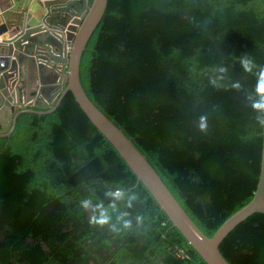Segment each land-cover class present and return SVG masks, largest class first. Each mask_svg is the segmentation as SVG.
Returning <instances> with one entry per match:
<instances>
[{
	"label": "trees",
	"instance_id": "obj_1",
	"mask_svg": "<svg viewBox=\"0 0 264 264\" xmlns=\"http://www.w3.org/2000/svg\"><path fill=\"white\" fill-rule=\"evenodd\" d=\"M244 54L264 66V0H107L79 64L87 97L146 158L206 237L250 201L259 173L263 128L245 99L255 78L239 64ZM218 67L228 70L219 89L208 81ZM233 80L241 81V91L231 89ZM203 114L206 132L198 129ZM10 139L5 202L16 210L4 215L19 225L0 239L7 264L16 262L17 240L28 232L43 237L50 250L56 240H89L83 244L87 256L62 264H205L69 92L50 114L19 115ZM116 184L134 186L144 201L124 209L134 227L120 235L92 227V212L79 208L93 192L94 203L107 205L103 193ZM136 215L145 217L142 224L136 225ZM109 245L117 255H101ZM23 250L41 264H59L42 249ZM218 251L228 264H264V215L236 225Z\"/></svg>",
	"mask_w": 264,
	"mask_h": 264
},
{
	"label": "water",
	"instance_id": "obj_2",
	"mask_svg": "<svg viewBox=\"0 0 264 264\" xmlns=\"http://www.w3.org/2000/svg\"><path fill=\"white\" fill-rule=\"evenodd\" d=\"M33 2L40 8L36 14ZM106 3L107 0H0V125L6 122L3 131L9 128L10 132L21 114H50L69 92L130 170L135 183L145 188L200 259L205 264H228L218 251L220 242L247 217L264 215V128L259 173L250 201L225 219L211 237H206L146 158L90 101L80 83L82 53Z\"/></svg>",
	"mask_w": 264,
	"mask_h": 264
},
{
	"label": "clouds",
	"instance_id": "obj_3",
	"mask_svg": "<svg viewBox=\"0 0 264 264\" xmlns=\"http://www.w3.org/2000/svg\"><path fill=\"white\" fill-rule=\"evenodd\" d=\"M239 64L245 74L253 75L255 82L252 90L245 96L251 109L256 113L255 121L264 128V66H259L253 58L248 54H244L239 58ZM216 74L208 78L209 84L214 88L225 86V81L228 79V70L223 67L215 69ZM231 89L239 92L243 85L240 80L231 82ZM215 107L218 106H214ZM208 115L203 114L198 118V129L201 132H206L208 129ZM134 186H125L122 184L110 185L109 189L103 193L105 199L108 200L105 205L103 200L94 203L93 197L95 193H91L86 198L79 201V208L84 211H91L92 215L89 223L92 227L108 228L114 235H120L124 232H131L134 224L129 211L124 209H133L134 204L139 202L143 204L140 194L137 191H132ZM145 217L142 215L135 216L136 225L144 222Z\"/></svg>",
	"mask_w": 264,
	"mask_h": 264
},
{
	"label": "flooded vegetation",
	"instance_id": "obj_4",
	"mask_svg": "<svg viewBox=\"0 0 264 264\" xmlns=\"http://www.w3.org/2000/svg\"><path fill=\"white\" fill-rule=\"evenodd\" d=\"M5 123L6 122H3L0 125V194L2 193V191L5 194V200L3 201L2 199H0V239H3L5 236H8L10 227L19 225V219L17 220L14 219V216L12 219H8L6 215H4L5 212L9 211L10 209H12L13 211L16 210V208L13 209V207H10L8 203H6L8 201L7 196H8L9 188L7 187L5 189L4 181H5L6 176H3L7 174V168H4L3 164H4V160L6 159L5 157L6 149L9 147V145H12V143H14V140L10 138H12L13 136L14 130L16 128V122H15L13 129L10 132L8 131L9 128L3 131L5 127ZM5 134L7 135L4 136ZM21 211L22 213H19L18 216H21V219H22V216L24 217L25 214H24V210H21ZM85 213L87 214V216H90L91 211H85ZM22 224H23V221H20V225ZM61 231L63 233H67V231L68 232L71 231L70 225H69L68 230L62 229ZM17 241L19 243L17 244L19 247V252L16 254L19 257H17L16 262L11 258L10 260L11 264H41L40 261H37L36 255H32L31 253L23 250L24 246H27V248L30 249V252H32L31 250L32 248L42 249L47 254L45 255L46 258L53 261L54 263L59 262V264H62L61 261H69L70 259L72 261H75V260L82 259L84 255L85 256L88 255V252L84 251L85 246L83 245L89 242L88 239L84 240L85 243H82L83 241L81 238H75L73 240L72 238H68L66 239V242L65 243L62 242V244L58 240H56L54 241V246L52 250L46 247L45 240L43 237L34 235V233L32 232H28L23 239L21 240L19 239ZM61 245L62 247L58 250V248ZM100 253L101 255H104V256L107 255L108 257H110L111 255H117L118 252L115 251L114 245H109L108 247L104 246L101 249ZM26 255H29L28 257L29 259L25 260ZM6 256L7 255L5 252L0 255V264H7Z\"/></svg>",
	"mask_w": 264,
	"mask_h": 264
},
{
	"label": "crops",
	"instance_id": "obj_5",
	"mask_svg": "<svg viewBox=\"0 0 264 264\" xmlns=\"http://www.w3.org/2000/svg\"><path fill=\"white\" fill-rule=\"evenodd\" d=\"M32 6L34 7V8H36V10H35V13L34 14H36L37 13V10H39L40 8L37 6V4H35L34 2H33V4H32ZM33 15V14H32Z\"/></svg>",
	"mask_w": 264,
	"mask_h": 264
}]
</instances>
